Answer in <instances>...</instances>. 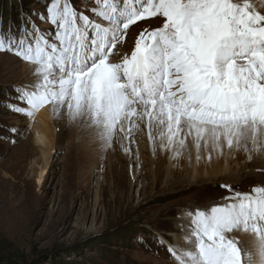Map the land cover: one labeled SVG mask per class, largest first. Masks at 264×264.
<instances>
[{"label":"snow or ice","instance_id":"snow-or-ice-1","mask_svg":"<svg viewBox=\"0 0 264 264\" xmlns=\"http://www.w3.org/2000/svg\"><path fill=\"white\" fill-rule=\"evenodd\" d=\"M40 2L47 15L21 3L19 25L4 29L0 18V52L28 63L35 77L14 87L10 111L30 118L51 105L109 142L118 127L130 135L143 122L153 153L157 140L183 148L189 136L197 152L209 143L264 148V14L250 0H94L91 18L74 0ZM156 16L162 27L142 31L120 62L109 60L131 25ZM224 199L188 213L184 239L194 250L170 245L177 264H264V187ZM237 231L254 236L251 250L229 235Z\"/></svg>","mask_w":264,"mask_h":264},{"label":"rangeland","instance_id":"rangeland-1","mask_svg":"<svg viewBox=\"0 0 264 264\" xmlns=\"http://www.w3.org/2000/svg\"><path fill=\"white\" fill-rule=\"evenodd\" d=\"M250 2L257 10L264 5V0ZM21 3L26 12L35 9L47 15L40 0H0L4 29L10 20L19 25ZM74 3L84 5V14L93 16L89 9L96 7L94 0ZM119 3L122 5V0ZM32 19L42 31L51 30L50 24ZM163 23L164 18L156 16L131 25L109 60L120 62L131 54L142 31H153ZM25 67L29 69L26 74ZM34 78L32 66L11 53L0 52V240L9 247L0 252L5 260L0 264H177L168 251L170 245L194 250L184 239L190 235V227L185 229V223H191L189 209L204 208L207 212L205 207L228 203L224 197L232 195L229 187L241 193L264 187V149L254 151L251 144L247 149L208 145L220 157L226 156L221 149L233 156L229 174L246 177L239 179L240 185H229L222 177L194 184L209 167L203 146L199 152L196 147L194 153L188 148L173 158L172 149L160 148L159 140L153 153L143 122L137 124L135 134H128V143L117 130L109 145L87 123L88 130L80 134L78 120L66 112L54 115L51 105L30 118L4 107L9 101L17 103L12 99L14 87L28 85ZM44 124L54 140L46 155L35 144L33 132L35 127L43 129ZM60 128H64L61 136ZM192 140L187 137L185 146ZM47 157L48 175L40 181ZM186 163L202 167L193 184L190 168L184 170ZM234 234L238 246L248 248L243 241L250 233ZM160 240L164 243L159 244Z\"/></svg>","mask_w":264,"mask_h":264},{"label":"bare ground","instance_id":"bare-ground-1","mask_svg":"<svg viewBox=\"0 0 264 264\" xmlns=\"http://www.w3.org/2000/svg\"><path fill=\"white\" fill-rule=\"evenodd\" d=\"M239 1H241V0H239ZM258 11H260L262 14H264V5L260 6ZM28 71H29V69L27 67H25L24 68V74H26V72H28ZM67 117L68 116L66 115L64 118H67ZM64 118H62L61 121H64ZM77 120H78V123L80 124V129H79L80 134L82 132H84L85 130L87 131L88 129H87L86 125L88 123L86 124V122L82 121L81 119H77ZM43 127H44L43 129L42 128H36V127L33 129V132H34V135H35V141L34 142L37 145V147L41 149L42 155H46L47 153H49V150L52 149V147H53L52 144H54V140H53V138H51L52 135H50L47 132V130L45 128V124H44ZM137 127H138V125L132 127L135 130L134 132L132 131V128H131V133L132 134H135L137 132ZM63 129L64 128H60L59 136L62 135V133L64 131ZM117 130L120 131L119 127H118ZM144 131L147 132L146 129H144ZM121 135L124 136V140H126V143H128V131H127V129L124 132H121ZM105 142L109 143V145L113 144V143H111V141L110 142L109 141H105ZM150 143L148 144V146H150ZM190 144H189V146H184L182 149H180V147L178 145H175L174 149H172L171 157L175 158L178 155H180V156L183 155L185 152H188V148L191 149L192 153H194L195 152V144H194L193 140L190 141ZM147 149L151 150V148H149V147ZM204 150L206 151V153H208V156H207L208 160L205 162V164H207L209 167H208V169H206L205 171H203L201 173V176H203L202 178H197V177L200 176L198 170L202 169V167H200V166L198 167L197 164L194 165V164H189V163H186L184 165V170H186L187 168H190V172H191L190 179L192 180V183H190V184H193L194 181L196 180V178H197V181H195L194 184H197L198 182H200L201 180H204V179H205V181H207L210 178H220V177H222L224 181L228 180L229 185L238 186V185H240L239 183H241L239 181V179L240 178H242V179L246 178V177H243L240 174H236L234 176H230V174H229V171L231 169L230 162L232 161V157L233 156L232 155H228V152L224 151V149H221V154L222 155H224V154L226 155V156H223V157H220L219 156V152H217L215 149H210L208 146ZM177 151L179 152L178 155L176 154ZM250 151H252V150H250ZM142 153H143V151H142ZM125 155H126V153L123 152L122 156H125ZM48 161H49V157H47L46 161L42 165V170L40 171L41 177L39 178L40 181H41V179H45L47 177V175H48V174H46V169L48 167ZM152 163H154L153 160H152ZM128 168H129V171L132 172V166H130V164L128 165ZM230 188L232 189V187H230ZM237 191L238 190H231L230 193L232 194L233 192H237ZM225 196H230V195H225ZM228 203H229V201H228ZM218 205H221V204H215L213 206H218ZM213 206L210 205V206L205 207V208L210 210V208L213 207ZM197 209L203 210L204 208H193L192 207L188 211L192 212L194 210L196 211ZM195 211L193 213H195ZM183 222H184V220H183ZM189 227H191V223L190 222L185 223V229H188ZM235 235L236 234H234V233L231 234V236H233L234 238H235ZM254 242H255L254 236L252 234H248V236L245 237V239L243 241V244L248 246L247 249L251 250ZM180 248L183 249L182 245L180 246ZM186 249H188V248H186ZM183 250H185V247H184Z\"/></svg>","mask_w":264,"mask_h":264},{"label":"trees","instance_id":"trees-1","mask_svg":"<svg viewBox=\"0 0 264 264\" xmlns=\"http://www.w3.org/2000/svg\"><path fill=\"white\" fill-rule=\"evenodd\" d=\"M9 247H8V245L6 244V242H4L3 240H0V252H2V251H5L6 252V249H8ZM3 261H5L4 259H1L0 258V262H3ZM8 260H6V262H7ZM10 263V262H9Z\"/></svg>","mask_w":264,"mask_h":264}]
</instances>
